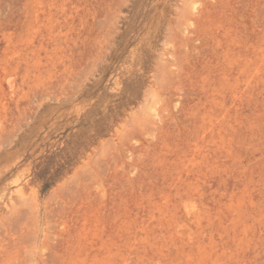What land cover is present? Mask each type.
Wrapping results in <instances>:
<instances>
[{"label": "rangeland", "instance_id": "obj_1", "mask_svg": "<svg viewBox=\"0 0 264 264\" xmlns=\"http://www.w3.org/2000/svg\"><path fill=\"white\" fill-rule=\"evenodd\" d=\"M0 264H264V0H0Z\"/></svg>", "mask_w": 264, "mask_h": 264}, {"label": "bare ground", "instance_id": "obj_2", "mask_svg": "<svg viewBox=\"0 0 264 264\" xmlns=\"http://www.w3.org/2000/svg\"><path fill=\"white\" fill-rule=\"evenodd\" d=\"M11 84V83H10Z\"/></svg>", "mask_w": 264, "mask_h": 264}]
</instances>
